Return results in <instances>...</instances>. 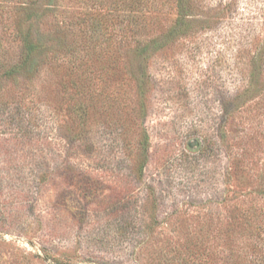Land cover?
<instances>
[{"label":"rangeland","instance_id":"obj_1","mask_svg":"<svg viewBox=\"0 0 264 264\" xmlns=\"http://www.w3.org/2000/svg\"><path fill=\"white\" fill-rule=\"evenodd\" d=\"M1 73L0 264H264V0H0Z\"/></svg>","mask_w":264,"mask_h":264},{"label":"trees","instance_id":"obj_2","mask_svg":"<svg viewBox=\"0 0 264 264\" xmlns=\"http://www.w3.org/2000/svg\"><path fill=\"white\" fill-rule=\"evenodd\" d=\"M101 1V0H100ZM126 1V0H120ZM134 4H141L143 0H128ZM52 2V0H51ZM51 4V3H50ZM38 7V1H30L24 4L23 9L24 13L27 16L24 19V30L21 33V50L19 60L17 62H13L9 65L7 70V74H19L21 71L24 73L36 70L39 62L37 61L36 55H39L43 50V42L40 38L35 36V31L32 30L33 22L36 18L35 11ZM2 75V73L0 74Z\"/></svg>","mask_w":264,"mask_h":264}]
</instances>
